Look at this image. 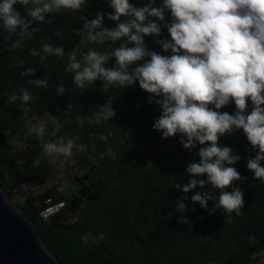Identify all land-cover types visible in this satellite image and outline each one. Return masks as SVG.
<instances>
[{
	"label": "rangeland",
	"instance_id": "374dc122",
	"mask_svg": "<svg viewBox=\"0 0 264 264\" xmlns=\"http://www.w3.org/2000/svg\"><path fill=\"white\" fill-rule=\"evenodd\" d=\"M48 2L50 0H39L37 4L30 0L26 11L21 6L16 7L28 24L27 29L20 28L22 34L28 35L35 30H57L65 9L44 13L43 21L34 20L28 15L29 10ZM134 5L142 7V2L137 0ZM127 19L125 17L121 22ZM0 26H3L2 21ZM101 27L107 29L104 22ZM88 31L80 34L85 42L79 51H67L58 57L45 54L43 48L38 47L34 50L37 55L32 54L25 65L9 66L0 71V136L4 138L9 158H25L31 169L37 170L36 179L49 178L53 181V198L63 199L68 205L62 222L83 228L110 260L123 254L125 264H243L245 249L242 244L247 236V246L252 248L264 234V206L253 218L254 224L247 227L246 224L252 220L249 221L245 214L246 200H243L240 215L235 212L226 214L222 209L214 208L213 203L186 222L164 248L156 250L158 233L180 211L177 209L178 203H185L191 194L204 193L211 188V185L203 188L198 185L184 193L174 187L175 184L183 186L192 178L186 169L190 163L199 161L198 153L202 146L198 143L188 153L186 160L165 171L159 186L160 194L143 213L142 226L132 234L133 240H128L124 235L133 207L141 195L139 178L149 172L156 157L181 143V134L165 139L157 131L150 145L131 151L117 171L111 172L117 147L128 135L126 115L134 106L136 94L143 90L138 82L107 87L106 82L100 84L102 93L118 88V93L109 103L114 115L108 120L97 122V113L102 108L73 110V103L78 100L82 88L74 83L77 70L70 69L69 57L75 53L82 70L84 57L89 51L108 58L128 39L121 37L115 41L107 38L102 42L92 41L88 38ZM92 31L95 34L100 29ZM143 40L147 49L161 54L162 48L157 41L163 40L162 31L159 36L149 35ZM143 62L130 65L128 71L131 72ZM39 80L46 83L38 85L36 82ZM60 88H63V92L58 91ZM21 89L32 96L27 103L20 99ZM11 96H16V99L10 100ZM41 126L44 131L38 136L37 129ZM69 139L73 142L71 157L44 151L46 143H55L59 147ZM36 160H39V167L34 166ZM2 174L8 181L6 193L15 206H20L22 196L12 192L17 176L12 170H5ZM107 176L110 178L106 180ZM101 179L104 180L102 183ZM198 179L207 177L203 175ZM256 181L251 172L241 186L246 195L251 194ZM245 227L247 232L243 230ZM246 263L264 264V246L251 253Z\"/></svg>",
	"mask_w": 264,
	"mask_h": 264
},
{
	"label": "clouds",
	"instance_id": "9594fccd",
	"mask_svg": "<svg viewBox=\"0 0 264 264\" xmlns=\"http://www.w3.org/2000/svg\"><path fill=\"white\" fill-rule=\"evenodd\" d=\"M29 2H0V21L9 34L17 28L27 29L28 24L14 5H28ZM32 3L38 4L39 0H32ZM84 3L85 0H50L29 10L28 15L43 21L44 13L61 9L75 12ZM109 6L113 9L107 17L109 20L128 19L112 29H104L101 27L104 14L97 13L96 18L85 22L84 27L89 30L88 38L92 41L128 38L112 53L117 66L103 67L107 57L89 51L80 70L81 64L73 53L69 63L71 70H77L74 83L83 88L85 82L99 78L106 82L105 87L138 82L142 90L154 97H162L156 101L162 111L153 127L165 139L181 134L185 149L193 148L197 143L202 146L199 161L190 163L186 169L192 178L187 184H175L174 187L188 193L198 185L201 188L211 185V189L220 190L218 199L209 192H197L191 197L192 202L207 208L211 199L214 208L222 209L226 214L235 212L240 215L244 206L243 193L239 187L226 190L234 181L242 179L235 167L226 166L235 164L240 157L233 155L230 147L219 146L218 140L226 133L242 129L256 150L254 158L247 161V169L253 173V179L264 182V166H261L264 161V0H162L161 7L151 4L136 7L129 0H109ZM166 10L172 17L170 23L164 24L170 40L157 43L164 52L170 51V56L147 49L143 40L145 36L160 35L161 25L149 18L155 17L163 22ZM95 29L100 31L93 34ZM129 43L133 46L129 47ZM43 52L58 57L64 55L62 47L54 48L47 43L43 45ZM32 54L37 55L35 51ZM142 60V64L128 71L130 65ZM36 83L44 85L46 82L39 80ZM58 91L63 92V88ZM21 93L23 103L32 99L26 90L21 89ZM15 99L16 96L10 97V100ZM249 99L253 107L246 115ZM230 102L235 104L234 114L219 111ZM113 115L111 105H105L97 113V122ZM43 131L41 126L37 135ZM72 149L71 139L59 147L55 143L44 146L46 153H58L64 157H71ZM34 166L39 167V160L34 161ZM203 175L207 179H198ZM177 209L184 210L185 204L178 203Z\"/></svg>",
	"mask_w": 264,
	"mask_h": 264
},
{
	"label": "trees",
	"instance_id": "16d2710c",
	"mask_svg": "<svg viewBox=\"0 0 264 264\" xmlns=\"http://www.w3.org/2000/svg\"><path fill=\"white\" fill-rule=\"evenodd\" d=\"M135 1L137 0H129L133 5ZM140 1L142 2V7L149 4L153 7L162 6V0ZM17 6H21V9L23 8L22 10L25 11L27 9V5L17 3L14 5L15 10ZM18 12L20 13L21 10ZM112 12L113 9L109 6V0H85L80 10L75 12L65 10L60 16L59 25L55 31L35 30L31 34L25 35L22 34V29L17 28L14 33L9 34L4 28V25L0 26V71L9 66L25 65L30 60L33 51L38 47L43 48V45L46 43L52 45L54 48L62 47L64 52L81 50L85 41L80 37V34L87 30L84 27L85 22H90L95 19L97 13H103L104 18L102 22H104L106 28H114L116 24L123 21L125 17H121L120 21L109 20L107 17ZM149 19L161 25L163 40H170L167 29L164 27L165 23H170L172 20L170 11H165V21L163 22L157 20L155 17H150ZM128 46L131 47L133 45L129 43ZM161 55L170 56L171 52H164L162 50ZM102 66L105 68H115L117 66L115 57L110 55ZM103 82L105 81L102 78L90 83L85 82V86L81 89L78 100L73 103V110L101 109L105 105H108L118 93V88H111L102 93L99 90V86ZM161 98L162 97H154L153 94L147 93L144 90L136 94L134 106L130 108L126 115L128 135L117 147L111 170L112 173L117 171L121 164L125 162L127 155L131 151L142 146L150 145L155 138L157 130L153 125L160 117L162 111L160 105L156 103V101ZM149 101H151V103ZM247 103L248 108L245 112L246 115L251 112L253 107L250 99ZM219 111L234 114L236 111L234 102H230L228 105L219 109ZM218 144L221 147H230L232 149V154L240 157L235 164L226 166L235 167L242 179L234 181L233 185L226 190L231 191L232 187H239L240 191L243 193V200H246L245 214L249 221L252 220L246 225L247 227H251L254 224L253 220L255 219V215L257 213L259 214L260 208L264 206V182L257 179L256 185L250 195H246L245 191L241 189V186L250 177L251 171L247 169V161L250 158H254L256 150L252 148L242 129L236 130L231 134L226 133L220 136ZM191 149L192 148L185 149L182 143L174 148L166 149L161 156L156 157L152 161L149 172L139 178L138 187L141 191V195L131 212L130 223L124 230V235L128 240H133L132 234L142 226L143 213L159 196V186L165 175V171L174 164L186 160ZM20 159L23 160L21 166L28 180L39 181L44 179H36L37 170L31 169L29 162L27 163L25 158L21 157ZM261 166H264V161H261ZM5 170H12L15 173L17 176V186L21 180L20 172L15 168L14 160L9 158L5 148L4 138L0 136V185L8 192V181L5 180L2 174ZM244 177H247V179H243ZM109 178L110 176H107L106 180ZM103 181V179L100 180L101 183ZM52 190L53 188L41 197V203H43V200L46 198H51L52 201L63 200L53 198ZM206 192L217 197V199L220 194L219 189L210 188ZM195 194H191L187 198V201L184 203L185 209L176 213L170 224L159 231L155 243L156 250L164 248L168 240L174 234L179 233L186 222H189L201 211L209 208L214 203V201L210 199L208 201V207L202 208L199 203L192 202L191 197ZM21 196L23 201L18 208L36 226L43 243L60 264H125L123 254H120L115 260H110L98 243L90 237L83 228L72 227L62 222L61 219L68 209L65 200H63L65 202V207L51 218L50 223L46 224L38 217L37 207L33 200L26 196ZM243 230L247 232L246 227ZM229 237L232 236L229 235ZM248 241L249 236H247V240L242 244L245 249L242 254L244 257L243 264H249L246 263L247 257L264 246V234L258 240L257 245L252 248H248Z\"/></svg>",
	"mask_w": 264,
	"mask_h": 264
},
{
	"label": "water",
	"instance_id": "95a60500",
	"mask_svg": "<svg viewBox=\"0 0 264 264\" xmlns=\"http://www.w3.org/2000/svg\"><path fill=\"white\" fill-rule=\"evenodd\" d=\"M0 264H60L0 185Z\"/></svg>",
	"mask_w": 264,
	"mask_h": 264
},
{
	"label": "built area",
	"instance_id": "2783aa9c",
	"mask_svg": "<svg viewBox=\"0 0 264 264\" xmlns=\"http://www.w3.org/2000/svg\"><path fill=\"white\" fill-rule=\"evenodd\" d=\"M22 159L14 160V166L17 168L21 175V180L12 192L19 193L33 200L37 207L38 217L43 223H50L53 216L58 214L64 207L63 200L52 201L51 198H46L43 203L40 202L41 197L53 187V181L49 178H44L39 181H30L26 178L22 170Z\"/></svg>",
	"mask_w": 264,
	"mask_h": 264
}]
</instances>
